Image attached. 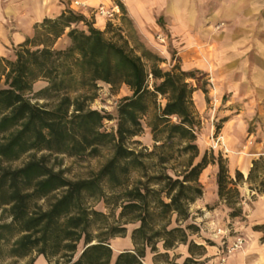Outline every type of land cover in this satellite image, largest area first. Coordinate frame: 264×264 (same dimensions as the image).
I'll return each mask as SVG.
<instances>
[{
	"label": "trees",
	"instance_id": "16d2710c",
	"mask_svg": "<svg viewBox=\"0 0 264 264\" xmlns=\"http://www.w3.org/2000/svg\"><path fill=\"white\" fill-rule=\"evenodd\" d=\"M114 2L125 15L121 1ZM115 27L110 23L102 32L69 9L38 24L13 59L0 56V256L145 264L151 252L153 264H207L205 246L191 239L201 232L190 209L204 195L203 172L217 167L218 195L231 219L243 216L240 186L254 184L253 191L264 193V158L246 181L240 172L230 176L223 155H201L193 99L198 87L190 83L198 82L197 72L164 71L163 60L142 43L109 39L123 28ZM64 36L69 46L56 49ZM40 81L46 86L36 91ZM100 84L132 93L120 100L115 116L91 108ZM105 122H116V130L106 131ZM146 129L153 150L131 148ZM103 149L111 151L109 159L85 179H69L57 164L59 158H96ZM100 201L120 209L118 221L90 204ZM121 222L136 225L134 249L116 256L110 242L127 234ZM180 246L184 253L171 255Z\"/></svg>",
	"mask_w": 264,
	"mask_h": 264
},
{
	"label": "crops",
	"instance_id": "0c3cea01",
	"mask_svg": "<svg viewBox=\"0 0 264 264\" xmlns=\"http://www.w3.org/2000/svg\"><path fill=\"white\" fill-rule=\"evenodd\" d=\"M120 1L125 15L120 13L112 23L114 26L141 37L144 46L154 53L165 47L160 46L155 37H165V42L178 52L185 71L196 70L208 82L216 84L220 97L229 94L234 103L244 102L256 108L264 122V0ZM75 2L86 7H77ZM101 6L111 9L116 4L114 0H0V56L13 59L14 50L34 36L38 24L45 19H56L69 9L85 16L96 29L105 32L110 23L94 15ZM61 40L66 43L62 49H66L70 44L66 36L55 48ZM122 91L125 96L132 95L126 86ZM207 98L200 89L194 93L198 117L207 109ZM244 111L243 107L239 112L234 108L225 112L220 136L226 148L221 152L228 161L230 176L234 179L240 172L247 181L254 162L264 158V130L259 128L257 133L250 135L241 119ZM217 172V167L210 166L200 177L204 195L193 205L203 212L196 219L200 228L203 223L210 227L219 225L224 219L232 221L218 195ZM252 186L255 185L240 186L245 199L243 206L250 208L249 219L259 218L264 225V202H256L254 207L247 204L248 197L257 194ZM253 234L254 239L261 238L259 233ZM210 236L219 238L217 234ZM194 242L205 246L206 239L201 237ZM205 248L203 259L208 264H217L219 247ZM244 258V253L236 254L227 264H243Z\"/></svg>",
	"mask_w": 264,
	"mask_h": 264
},
{
	"label": "rangeland",
	"instance_id": "374dc122",
	"mask_svg": "<svg viewBox=\"0 0 264 264\" xmlns=\"http://www.w3.org/2000/svg\"><path fill=\"white\" fill-rule=\"evenodd\" d=\"M120 26L115 28L119 29ZM134 36V37H131ZM109 39H112L115 42L123 44L124 41L129 43L130 47H134L137 43H142L141 37L136 35H132L122 28L121 32H110L107 34ZM120 37H123L122 39ZM156 41H158L160 46H165L161 48L156 54L163 60L161 64V68L164 71H170L175 66H179L182 68L181 59L177 55L178 52L175 51L169 42H161L159 40V36H156ZM143 44V43H142ZM144 45V44H143ZM66 47V43L64 40H61L57 46V49H62ZM155 49V47H153ZM183 69V68H182ZM184 70V69H183ZM185 71V70H184ZM197 72V79L198 82L192 80L190 83L193 86L198 87V89L206 88L209 92L207 98V109L203 114L199 115V120L201 122V128L198 132V145L200 148L201 155H204L206 152L215 151V153L223 155L226 159L225 155L221 151H225L226 148L223 146V142L220 141L219 144L217 143L218 139H221L220 132L217 134L216 128L218 125L222 127L223 120L225 119V112L228 110L237 109V111H242V108H245L243 116L241 119L245 122L246 127L250 135L257 133L259 128L264 130V122L262 121V116L260 112L257 111L256 108H250L249 106L245 105L244 102H233L230 98L229 94H226L224 97H220L217 91V85L213 82H208L205 76H202L198 71ZM3 82H0V89L3 88ZM46 86L45 82L40 81L35 85L36 91L44 88ZM124 88L121 87L120 89L112 90L109 86L105 84H100L99 90L97 91V98L91 104V108L93 110H98L108 115H116L117 106L120 100L125 96V92L122 91ZM194 99V96H193ZM195 103V100H194ZM262 105V104H261ZM196 106V105H195ZM104 129L108 132H113L116 130V122H105ZM139 143V144H133ZM154 141L151 136V132L149 129H146L143 135L140 137L135 138L132 142H130V147L141 150L142 148H147L149 151L153 150ZM218 144V145H217ZM217 145V146H216ZM111 155V151L109 149H103L102 154L99 157L91 158L87 157L84 159H70V158H59L57 164H61V169H63L66 173V176L71 180H78V179H85L90 176L91 172H97L109 159ZM26 159H23L21 162L15 164V166H21ZM54 162V160H53ZM237 174V173H236ZM234 176V179L236 177ZM202 184V183H201ZM203 186V185H202ZM242 187V186H241ZM256 186H254L255 188ZM204 188V186H203ZM240 190V187H239ZM241 194V192H240ZM264 193H257L255 196H249L247 200V204L254 207V203L256 202H264L263 200ZM241 203L238 207H241L243 210L242 218L231 219L232 221L229 223L227 219H224L223 222L219 225L215 226H207L206 224H201V232L197 235H191V239H195V241H199L202 237L206 239L205 246L208 248L211 247H219L220 253L216 256L218 258L217 264H223L222 260L225 258L226 263L228 260L236 254H245V260L243 264H264V225H261L259 218L254 220L253 218L249 219L248 214L250 208L247 206H243L245 199L241 196ZM247 199V198H246ZM91 206L97 210L98 212L104 213L107 216L115 215L114 218H111V222L118 221L120 209L117 208H108L107 205L103 202H90ZM226 205V204H225ZM229 214L231 210L226 206ZM211 208H208L210 210ZM246 209V210H244ZM247 211V212H245ZM191 215L193 217V222L198 224L196 219L199 216L203 215V212L191 206L190 209ZM0 210V216H1ZM119 224V223H118ZM120 225L127 228V234L125 236H119L111 240L110 244L114 250L115 255L117 256L119 253L126 251V250H133L134 246L131 241V233L135 229L136 225H124L123 222ZM236 225V226H235ZM262 227V229L257 228ZM219 228L226 232V234H220L219 238H212L210 235L217 234ZM254 233H259L261 238L256 240L253 238ZM223 237V238H222ZM238 237H242L245 240L244 246L241 250L237 251L233 255H229L228 248L231 247ZM217 239V240H216ZM217 241L218 244L215 243ZM214 243V245H210L209 243ZM83 246H80V252L82 251ZM160 250L162 251L161 247ZM184 253V248L182 246L178 247L176 250L171 252V255H181ZM218 253V252H217ZM153 254L148 252L147 258L145 260V264H153ZM34 261L33 264H50L46 261L45 258L38 256L37 254L32 255L29 258L23 260H14L9 259L7 257L0 256V264H30ZM208 264V262H207Z\"/></svg>",
	"mask_w": 264,
	"mask_h": 264
},
{
	"label": "built area",
	"instance_id": "2783aa9c",
	"mask_svg": "<svg viewBox=\"0 0 264 264\" xmlns=\"http://www.w3.org/2000/svg\"><path fill=\"white\" fill-rule=\"evenodd\" d=\"M75 5L77 7H86L84 4L79 3V2H75ZM121 11L119 9V7L116 5L111 9L105 8L103 6L97 8L94 12V15L99 16L104 18L106 21H108L109 23H113L114 21L117 20L118 16L120 15ZM159 40L161 42H165V37L163 36H159ZM221 141V139H218L217 143L219 144V142ZM217 144V145H218ZM216 145V146H217ZM220 234H226V232L222 231L221 229H219L217 231V235L219 236ZM245 240L242 237H238L236 239V241L234 242V244L228 248V254L229 255H233L234 253H236L237 251L241 250L244 246ZM223 264L226 263V259L224 258L222 260Z\"/></svg>",
	"mask_w": 264,
	"mask_h": 264
}]
</instances>
